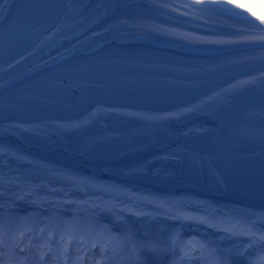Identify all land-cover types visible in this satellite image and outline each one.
<instances>
[{
	"label": "bare ground",
	"instance_id": "1",
	"mask_svg": "<svg viewBox=\"0 0 264 264\" xmlns=\"http://www.w3.org/2000/svg\"><path fill=\"white\" fill-rule=\"evenodd\" d=\"M10 1L0 0V20ZM238 1L244 9L230 0H43L31 31L0 62V88L107 43H138L190 55L264 47L249 42L264 36V4ZM250 105L264 108V73L166 112L96 105L69 120L0 122L4 224L13 219L12 203L25 200L38 209L30 207L24 218L15 219L21 228L35 230L43 222L44 231L75 233L86 242L108 231L102 218L95 217L92 209L97 208L186 219L190 223H178L176 229L205 235L212 232L207 227L229 229L248 234L252 241L254 234V243H260L264 204L245 200L249 192L230 179L228 165L216 151L229 119ZM55 201L69 203L72 218L64 220L66 211L49 205ZM45 211L47 218L42 217ZM138 232L129 227L117 236L126 242L125 264H148L154 257L150 252L145 256L144 240H133ZM229 240L228 245L237 244V239ZM254 247L252 260L261 250L251 246L249 251ZM169 256L170 251L153 264H171Z\"/></svg>",
	"mask_w": 264,
	"mask_h": 264
},
{
	"label": "rangeland",
	"instance_id": "2",
	"mask_svg": "<svg viewBox=\"0 0 264 264\" xmlns=\"http://www.w3.org/2000/svg\"><path fill=\"white\" fill-rule=\"evenodd\" d=\"M231 4L239 9H244V5H240L238 0H230ZM261 4H264V0H261ZM9 188V187H7ZM59 196V195H58ZM16 206H26L27 204L24 201H20L18 203H15ZM52 204V203H51ZM53 205V204H52ZM55 208L63 207V209L70 210L71 205L66 203L61 205L59 202L55 201L54 205ZM96 215L98 216H108L111 219L113 230L114 228H121L123 231L127 232L129 227L136 226L140 230V232L143 234L144 237H146L147 244L150 246L151 239L153 241H157L159 244L158 246H152V249L157 254L161 251L164 252V247L166 248L171 247L173 250H177L178 245L180 244V239L183 235V233H175V235H170V233L174 229V224L177 222L173 218L170 219H163V217L156 216L151 213H143V212H129L124 211L123 209H115V210H103L99 211L97 208L92 209ZM185 222V221H184ZM162 224V225H161ZM116 230V229H115ZM211 231L217 232L216 234L213 232H210V234L207 236V239L209 241V245H212V251H202V252H191L189 253L191 255V259L188 258L190 264H213L209 263L208 258L214 254H218L219 256L222 255L221 263L226 262L225 260L227 258H237L241 257L243 258L245 255L248 254V251L250 249V246L248 244V241L245 240L246 238H237L235 237V234L227 233L225 231L221 230H213ZM100 234V232H99ZM240 236V234L236 235ZM234 237V239H242V241L235 246H232L231 244L228 246L230 240L229 238ZM244 240V242H243ZM240 241V240H238ZM125 247L124 243L114 241L112 244L107 245L106 250L104 251V258H106V262H109L110 264H124L125 256L123 255V248ZM165 248V249H166ZM237 257H236V256ZM182 258H179L177 260L176 264H181Z\"/></svg>",
	"mask_w": 264,
	"mask_h": 264
},
{
	"label": "snow or ice",
	"instance_id": "3",
	"mask_svg": "<svg viewBox=\"0 0 264 264\" xmlns=\"http://www.w3.org/2000/svg\"><path fill=\"white\" fill-rule=\"evenodd\" d=\"M6 2V0H5ZM120 23H124L123 21H121ZM262 23H264V21H262ZM252 43H256L259 42L260 44L264 45V36H261L258 41L257 40H253V41H249ZM248 83H252L251 81H249ZM0 195H2V193H0ZM0 207H3V205H0ZM235 234V233H233ZM253 236V242H255V235L251 234ZM259 240L264 241V234H261V236L259 237ZM0 243H3L2 240H0ZM62 257L64 260V264H67L68 260L71 259L70 255L67 252V249L64 250V252L62 253ZM185 257L191 259V255L189 253H185ZM41 259H43V256L41 257ZM79 259H83V257H80ZM0 264H13V262L11 260H0ZM22 264V262H21ZM73 264H75V261H73Z\"/></svg>",
	"mask_w": 264,
	"mask_h": 264
}]
</instances>
